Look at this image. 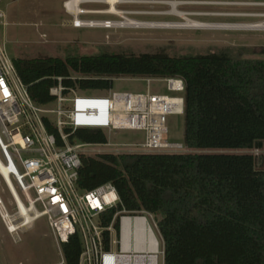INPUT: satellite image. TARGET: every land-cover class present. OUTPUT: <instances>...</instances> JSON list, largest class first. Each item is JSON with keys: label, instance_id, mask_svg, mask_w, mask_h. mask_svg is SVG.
<instances>
[{"label": "trees", "instance_id": "trees-1", "mask_svg": "<svg viewBox=\"0 0 264 264\" xmlns=\"http://www.w3.org/2000/svg\"><path fill=\"white\" fill-rule=\"evenodd\" d=\"M34 101L54 100L63 77L85 92L112 89L120 76H183L186 80L184 143L191 149L264 147V58L228 51L172 56L113 53L14 58ZM77 73L74 78L72 73ZM75 136L105 143L100 129ZM112 182L122 203L116 210L162 215L158 228L165 264H264V168L249 152L101 153L82 155L79 183L92 189ZM66 264H79L81 242L62 243Z\"/></svg>", "mask_w": 264, "mask_h": 264}, {"label": "built area", "instance_id": "built-area-1", "mask_svg": "<svg viewBox=\"0 0 264 264\" xmlns=\"http://www.w3.org/2000/svg\"><path fill=\"white\" fill-rule=\"evenodd\" d=\"M106 1L87 0L110 4ZM2 3L0 0V23L6 26ZM66 3L67 0L64 7L69 12ZM173 3L178 7L209 1L115 0L116 5ZM259 23L262 22L251 25ZM76 24L75 20L73 26L80 28ZM141 79L147 83L146 92L109 89L92 95L65 86L59 76L57 85L50 90L54 100L39 104L21 78L6 40L0 37V179L13 205L11 211L0 193V218L14 241L20 240V232L30 227L25 209L32 216L31 226L46 217L59 246L72 235L79 236V264H165L164 243L154 213L116 210L105 223V214L122 203L117 187L106 182L83 189L79 183L82 155L190 151L184 141L167 139L168 116L184 115L185 78L175 75ZM156 80L165 84L167 93L151 91L150 84ZM78 129H100L109 137L118 130L141 131L144 139L89 143L75 136ZM61 256L59 264L66 263L62 251Z\"/></svg>", "mask_w": 264, "mask_h": 264}, {"label": "rangeland", "instance_id": "rangeland-1", "mask_svg": "<svg viewBox=\"0 0 264 264\" xmlns=\"http://www.w3.org/2000/svg\"><path fill=\"white\" fill-rule=\"evenodd\" d=\"M66 0H3L8 24L0 23V37L4 38L8 50L14 58H47L98 54L104 51L113 53H157L172 56L206 54L228 51L243 57L264 58V28H194V27H80L75 28L74 14L64 7ZM209 3L179 5L169 4H118L123 15L108 12L110 4L84 2L83 20H114L126 22L133 19L154 23H186L178 12H190L186 18L209 24L247 25L253 22L264 23V0H206ZM177 10V11H176ZM241 13H257L246 16ZM74 78L77 73H72ZM80 90V88H76ZM115 91L146 92L147 83L139 76L114 78ZM155 93H167L164 83L156 80L150 84ZM105 91H103L104 93ZM97 95L102 92H87ZM170 141H184V115L168 116ZM111 142H140L144 139L141 131L118 130L112 132ZM112 148V147H111ZM110 150V149H109ZM193 153L249 152L257 157V165L264 168V147L262 149H190ZM112 153V152H107ZM15 185L17 183L14 181ZM18 188V186H17ZM0 193L12 211V197L0 179ZM162 215H156L158 220ZM20 240L14 241L0 218V264H59L62 260V245L56 242L46 217L40 218L32 226L20 232ZM66 264V263H64Z\"/></svg>", "mask_w": 264, "mask_h": 264}, {"label": "bare ground", "instance_id": "bare-ground-1", "mask_svg": "<svg viewBox=\"0 0 264 264\" xmlns=\"http://www.w3.org/2000/svg\"><path fill=\"white\" fill-rule=\"evenodd\" d=\"M87 2V0H67L66 6L68 7V10L70 13L75 15V20L77 22V26L80 27H102V28H111L115 26L119 27H125V26H132V27H194V28H243V29H263L264 28V23H259L256 25H219V24H209L205 22H201L199 20H194L190 18H186V14L183 12H178L177 14L187 20L186 23H154V22H142V21H136L133 19H127L126 22H114V23H109L106 24V22H87V21H82L80 17L78 16L79 13L84 12L82 10L81 4ZM110 3V9L109 10H101L99 12H108V13H113L117 15H121L124 17L123 12L120 11L115 4V0H108L106 1ZM173 8L177 9L176 3L172 4ZM177 11V10H176ZM75 20L73 21V24L75 23ZM263 27V28H261ZM24 214L26 213V223L31 226L32 224V216L27 213V210H23ZM15 227L12 229L14 230Z\"/></svg>", "mask_w": 264, "mask_h": 264}]
</instances>
